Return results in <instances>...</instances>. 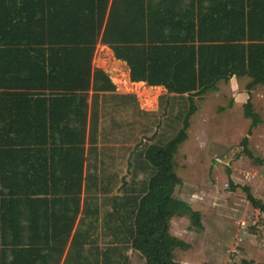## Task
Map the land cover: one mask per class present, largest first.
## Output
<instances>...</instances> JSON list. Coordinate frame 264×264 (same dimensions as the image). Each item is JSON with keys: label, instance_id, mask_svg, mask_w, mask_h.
<instances>
[{"label": "trees", "instance_id": "1", "mask_svg": "<svg viewBox=\"0 0 264 264\" xmlns=\"http://www.w3.org/2000/svg\"><path fill=\"white\" fill-rule=\"evenodd\" d=\"M107 1L0 0V264H126L125 246L145 264H184L174 250L188 243L170 233V220L186 216L197 229L202 222L199 210L173 195L180 183L174 155L187 138L194 97L217 90L220 80L250 78L243 114L251 122L241 145L259 160L247 143L261 120L250 91L264 85V0H218L219 7L196 20L137 13L121 20L108 14L104 21ZM164 26L171 33L156 36ZM98 39L127 62L132 81L163 85L189 107L174 134L144 149L141 168L149 176L140 192H130L124 181V193L114 197L94 233L93 225L82 226V216L76 225L75 219L84 144L98 139L97 92L114 89L91 66ZM242 188L264 213V202Z\"/></svg>", "mask_w": 264, "mask_h": 264}, {"label": "rangeland", "instance_id": "2", "mask_svg": "<svg viewBox=\"0 0 264 264\" xmlns=\"http://www.w3.org/2000/svg\"><path fill=\"white\" fill-rule=\"evenodd\" d=\"M105 61L101 54L94 64ZM247 81L239 78L233 88L221 81L218 91L193 99L196 109L189 118L187 138L174 155L180 183L173 195L201 212L203 226L197 229L186 216H174L169 227L171 234L188 243L187 248L174 250L175 259L184 264L264 262V213L252 208L242 188L248 186L264 202V87L255 86L250 91L253 110L261 120L248 135L247 148L259 159L257 162L245 154L241 145L251 122L243 114ZM138 92L142 109L137 111L136 126L123 127L115 136L122 146L131 141L132 149H136L132 169L137 173V193L149 176V171L141 168L145 165L144 149L174 134L189 107L185 97L168 95L161 89L138 88ZM104 136L105 131L98 128V138ZM124 181L127 186L129 179ZM231 184L237 187L232 189ZM98 231L96 228L94 233ZM104 237L98 244H108ZM122 254L127 257L126 264H145L143 256L130 247L122 248Z\"/></svg>", "mask_w": 264, "mask_h": 264}, {"label": "crops", "instance_id": "3", "mask_svg": "<svg viewBox=\"0 0 264 264\" xmlns=\"http://www.w3.org/2000/svg\"><path fill=\"white\" fill-rule=\"evenodd\" d=\"M220 4L218 0H143L141 6L137 8L136 0H108L104 21H106L108 14L121 20L125 14L133 18L137 16V13L144 16V18L148 14H152V16H162L164 18L168 16H173L174 18L192 16L196 20L209 14L210 11L208 9L210 6L216 5V7H219ZM170 33V28L167 26L155 32L156 36H160V34L166 36ZM101 54L105 56V63L95 65L94 60ZM91 66L93 70L99 69L104 72L113 83L114 89L97 92L96 107L93 110L97 111L100 116L98 128L100 131L102 129L105 131V136L99 137L92 145L88 144V142L84 144L83 155L86 156L83 167L84 179L81 184L80 207L75 219V225L82 216V226L93 225L94 228L100 229L104 224L102 215L107 209L109 210L112 207L114 197L124 193V180L129 179L128 190H131L130 192H132L134 187L136 188L137 173L132 169L134 162H136V149H132L131 141L124 143V146H122L121 143L115 140V136L123 127L131 129L132 126H136L137 111L142 109V105L139 103L138 88L161 89L168 95L176 94L167 92L163 85H147L143 80L132 81L127 62L117 58L113 50L107 44L102 43L100 39L95 45ZM239 78L250 80L246 75L241 77L231 76L228 81L224 82H229L231 88H233V83L238 82ZM221 81L223 80L218 81L217 90L215 91H218L220 87L218 84ZM260 87H264V85H260ZM92 94L93 90L89 89L87 97L88 115L91 111ZM132 114L134 118H132ZM128 170L129 173H127ZM125 174L129 175L125 176ZM132 175H134V180H132ZM90 196H95L96 198L90 200ZM84 200L85 206L83 207ZM252 208L257 210L253 206ZM95 210L97 211L96 213ZM84 211L87 213L88 211L91 212L83 215L82 212ZM91 222L92 224H90Z\"/></svg>", "mask_w": 264, "mask_h": 264}]
</instances>
